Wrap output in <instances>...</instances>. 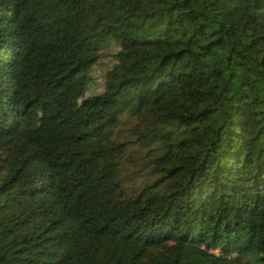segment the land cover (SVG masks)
<instances>
[{
  "label": "trees",
  "instance_id": "1",
  "mask_svg": "<svg viewBox=\"0 0 264 264\" xmlns=\"http://www.w3.org/2000/svg\"><path fill=\"white\" fill-rule=\"evenodd\" d=\"M0 264H264V0H0Z\"/></svg>",
  "mask_w": 264,
  "mask_h": 264
},
{
  "label": "rangeland",
  "instance_id": "2",
  "mask_svg": "<svg viewBox=\"0 0 264 264\" xmlns=\"http://www.w3.org/2000/svg\"><path fill=\"white\" fill-rule=\"evenodd\" d=\"M116 50L113 43H109L101 49V56L90 70L92 82L89 86V90L86 93L98 92L101 88V80L104 71L109 67L112 62V54ZM133 158V155L130 156Z\"/></svg>",
  "mask_w": 264,
  "mask_h": 264
}]
</instances>
